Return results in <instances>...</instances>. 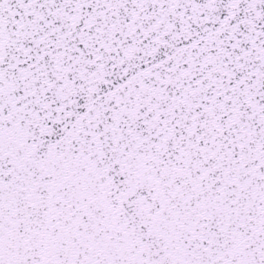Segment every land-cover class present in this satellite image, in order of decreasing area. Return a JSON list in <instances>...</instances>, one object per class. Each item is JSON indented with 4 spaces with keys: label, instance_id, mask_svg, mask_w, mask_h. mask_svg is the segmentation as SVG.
<instances>
[{
    "label": "snow or ice",
    "instance_id": "1",
    "mask_svg": "<svg viewBox=\"0 0 264 264\" xmlns=\"http://www.w3.org/2000/svg\"><path fill=\"white\" fill-rule=\"evenodd\" d=\"M0 264H264V0H0Z\"/></svg>",
    "mask_w": 264,
    "mask_h": 264
}]
</instances>
